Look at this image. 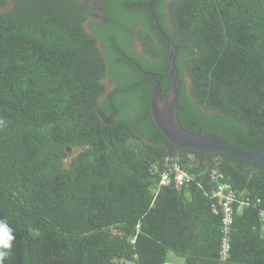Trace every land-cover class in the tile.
Returning a JSON list of instances; mask_svg holds the SVG:
<instances>
[{
  "label": "trees",
  "instance_id": "1",
  "mask_svg": "<svg viewBox=\"0 0 264 264\" xmlns=\"http://www.w3.org/2000/svg\"><path fill=\"white\" fill-rule=\"evenodd\" d=\"M93 2L0 0V221L14 236L3 264H168L171 250L184 264H264V162L175 152L150 111L156 82L163 97L172 85L171 41L181 126L264 151V0ZM109 67L117 86L103 99ZM166 156L204 184L156 195ZM217 159L252 201L227 260L206 193Z\"/></svg>",
  "mask_w": 264,
  "mask_h": 264
},
{
  "label": "water",
  "instance_id": "2",
  "mask_svg": "<svg viewBox=\"0 0 264 264\" xmlns=\"http://www.w3.org/2000/svg\"><path fill=\"white\" fill-rule=\"evenodd\" d=\"M170 45L171 51L168 65L172 85L166 97H163L161 82H156L154 93L150 99V111L157 127L175 145V152L183 149H194L208 155L217 152H226L241 159L253 162H264V151H244L216 134L192 132L181 126L178 120L180 85L172 73L175 66L173 53L176 51V47L171 41Z\"/></svg>",
  "mask_w": 264,
  "mask_h": 264
},
{
  "label": "built area",
  "instance_id": "3",
  "mask_svg": "<svg viewBox=\"0 0 264 264\" xmlns=\"http://www.w3.org/2000/svg\"><path fill=\"white\" fill-rule=\"evenodd\" d=\"M215 164L206 170V182L208 184L206 193L213 199L214 211L221 213L220 258L227 260L232 250V232L237 208L250 206L252 201L246 196L239 197L238 190L230 181L226 180L225 174L218 167L219 159L215 161ZM152 172L158 175L154 189L156 195L163 186L174 182L181 186L193 181H197L200 185L204 184L202 179L197 178L195 172L187 170L177 158L171 156H166L160 163H154ZM261 215L264 218V210H261Z\"/></svg>",
  "mask_w": 264,
  "mask_h": 264
},
{
  "label": "rangeland",
  "instance_id": "4",
  "mask_svg": "<svg viewBox=\"0 0 264 264\" xmlns=\"http://www.w3.org/2000/svg\"><path fill=\"white\" fill-rule=\"evenodd\" d=\"M105 0H96V2H93V5H95V7L97 8V10H100L101 11V2H103ZM170 1V0H168ZM96 20L97 22L101 23L103 21L102 18H99V17H95L93 18L92 21ZM87 28L92 32V28H91V23L88 22L87 24ZM100 44H101V40H99ZM135 47L137 48V50H141V44L140 42L138 41H135ZM102 46V45H101ZM109 64H110V61H109ZM109 70H110V67H109ZM184 80H185V84L187 87H189L190 85V81H189V78H188V75L185 71V75H184ZM105 83L107 85V92L106 94L103 96V99L107 96L108 92L111 91L112 89H114L116 86H117V82L115 80V78L113 77L112 75V71L110 70L108 72V75L107 77L105 78ZM78 152V149H71L70 150V153H77ZM168 264H184V258H182L181 256H178L176 255V253L174 251H170L169 253V258H168Z\"/></svg>",
  "mask_w": 264,
  "mask_h": 264
},
{
  "label": "clouds",
  "instance_id": "5",
  "mask_svg": "<svg viewBox=\"0 0 264 264\" xmlns=\"http://www.w3.org/2000/svg\"><path fill=\"white\" fill-rule=\"evenodd\" d=\"M14 240L12 229L8 226L7 221H0V248H11V242ZM7 252L0 251V264H3V258Z\"/></svg>",
  "mask_w": 264,
  "mask_h": 264
}]
</instances>
